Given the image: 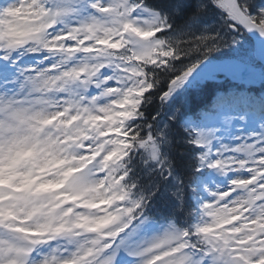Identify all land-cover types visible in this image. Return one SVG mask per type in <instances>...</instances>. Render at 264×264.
Returning a JSON list of instances; mask_svg holds the SVG:
<instances>
[{
  "label": "snow or ice",
  "instance_id": "1",
  "mask_svg": "<svg viewBox=\"0 0 264 264\" xmlns=\"http://www.w3.org/2000/svg\"><path fill=\"white\" fill-rule=\"evenodd\" d=\"M0 264H264V0H0Z\"/></svg>",
  "mask_w": 264,
  "mask_h": 264
}]
</instances>
